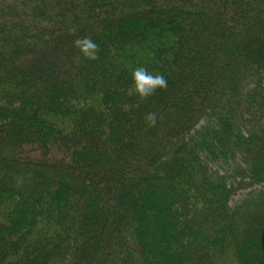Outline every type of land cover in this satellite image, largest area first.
Here are the masks:
<instances>
[{
	"label": "trees",
	"instance_id": "trees-1",
	"mask_svg": "<svg viewBox=\"0 0 264 264\" xmlns=\"http://www.w3.org/2000/svg\"><path fill=\"white\" fill-rule=\"evenodd\" d=\"M177 155L151 243L135 186ZM0 264H264V0H0Z\"/></svg>",
	"mask_w": 264,
	"mask_h": 264
},
{
	"label": "bare ground",
	"instance_id": "bare-ground-1",
	"mask_svg": "<svg viewBox=\"0 0 264 264\" xmlns=\"http://www.w3.org/2000/svg\"><path fill=\"white\" fill-rule=\"evenodd\" d=\"M124 33L125 31L123 26L121 23H119V27L115 31L114 36L116 41L119 42L121 39V41L129 39L127 37H123ZM183 169L185 172L183 159L177 155L172 166L170 167L169 176L165 174L164 178L155 180L152 187H147L145 182L142 180L137 186H135V189L138 190L137 194H140L135 204L138 207L144 205L146 208V211H140L141 219L144 217L142 220L143 225L140 227L141 233L144 234L147 239L151 240V243H158V241L160 242L163 239H168L170 234H172L176 228V213L172 212L171 210H166L164 207L173 202V194H177V192L182 189L178 179L180 178L179 172L181 173ZM149 195L151 197L150 203L146 202ZM156 206H158V208ZM150 213L153 215L155 222H151L148 218Z\"/></svg>",
	"mask_w": 264,
	"mask_h": 264
},
{
	"label": "clouds",
	"instance_id": "clouds-1",
	"mask_svg": "<svg viewBox=\"0 0 264 264\" xmlns=\"http://www.w3.org/2000/svg\"><path fill=\"white\" fill-rule=\"evenodd\" d=\"M73 46L88 61H95L98 57V45L90 37L77 38L73 41ZM167 85L165 75L149 72L143 66L136 67L131 73L130 91L141 100L152 96L157 90L165 89ZM146 121L148 126H154L157 121L156 114L148 113Z\"/></svg>",
	"mask_w": 264,
	"mask_h": 264
},
{
	"label": "rangeland",
	"instance_id": "rangeland-1",
	"mask_svg": "<svg viewBox=\"0 0 264 264\" xmlns=\"http://www.w3.org/2000/svg\"><path fill=\"white\" fill-rule=\"evenodd\" d=\"M238 160H240V158L238 157ZM237 160V161H238ZM237 181V180H236ZM258 187V186H257ZM247 189L248 188H243V189H238L235 193H234V195H232L231 196V198H230V200H229V202H230V204L231 203H233L236 199H238L239 197H241V196H243L244 195V193L247 191Z\"/></svg>",
	"mask_w": 264,
	"mask_h": 264
}]
</instances>
